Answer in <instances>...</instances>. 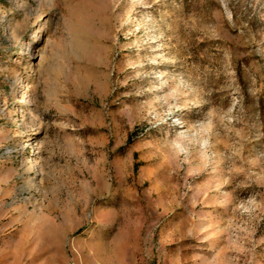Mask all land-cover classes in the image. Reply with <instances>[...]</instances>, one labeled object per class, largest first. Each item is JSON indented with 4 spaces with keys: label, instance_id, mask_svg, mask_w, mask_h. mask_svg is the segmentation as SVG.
Instances as JSON below:
<instances>
[{
    "label": "rangeland",
    "instance_id": "rangeland-1",
    "mask_svg": "<svg viewBox=\"0 0 264 264\" xmlns=\"http://www.w3.org/2000/svg\"><path fill=\"white\" fill-rule=\"evenodd\" d=\"M0 264H264V0H0Z\"/></svg>",
    "mask_w": 264,
    "mask_h": 264
},
{
    "label": "bare ground",
    "instance_id": "bare-ground-1",
    "mask_svg": "<svg viewBox=\"0 0 264 264\" xmlns=\"http://www.w3.org/2000/svg\"><path fill=\"white\" fill-rule=\"evenodd\" d=\"M22 101H23L24 104H26V105H29V104L31 103V100H30V99L27 100L26 98L23 99ZM175 122H176V121H175ZM176 123H177V122H176ZM37 164H38V163H37ZM36 168H37V167H36ZM38 173H39V172H38Z\"/></svg>",
    "mask_w": 264,
    "mask_h": 264
}]
</instances>
